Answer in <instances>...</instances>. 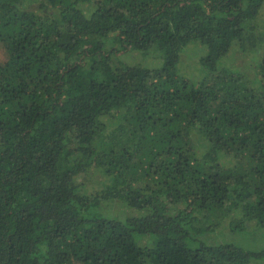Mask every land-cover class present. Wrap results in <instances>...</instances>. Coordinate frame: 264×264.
I'll return each mask as SVG.
<instances>
[{
    "label": "trees",
    "instance_id": "1",
    "mask_svg": "<svg viewBox=\"0 0 264 264\" xmlns=\"http://www.w3.org/2000/svg\"><path fill=\"white\" fill-rule=\"evenodd\" d=\"M262 12L0 0V264H264ZM89 164L94 193L74 179ZM226 217L246 242L203 239Z\"/></svg>",
    "mask_w": 264,
    "mask_h": 264
},
{
    "label": "rangeland",
    "instance_id": "2",
    "mask_svg": "<svg viewBox=\"0 0 264 264\" xmlns=\"http://www.w3.org/2000/svg\"><path fill=\"white\" fill-rule=\"evenodd\" d=\"M40 1V0H38ZM262 17H260V19H264V14L263 12L261 13ZM257 26H259L260 28H262V25H260V23L257 24ZM109 44V43H107ZM116 45L115 47H118L117 44H113ZM237 46H234V56L232 57V60L234 62H236L237 58H243V62L241 61V63H250V59L248 58H244V52H238L236 49ZM187 50H195L194 46H189V48ZM198 51V49L196 50ZM199 55V51L197 52ZM196 54V53H195ZM117 55H119V58L121 60H123L124 62L127 63H137V62H141L145 65H150L151 63L154 62H159V57L157 55L152 56V55H148L146 54L145 56H143L139 51L136 50H129L128 52H121L120 48L117 49ZM5 46L3 43H0V59L5 57ZM182 57L185 58V55H182ZM192 150L194 151L195 156H201L202 152L204 151L205 145L200 141L199 138L195 137L192 140ZM75 182L76 183H80L81 185L84 186V188L86 189V191L89 192H96V191H100L103 187V183L108 182V180L105 179V176H103L102 172L100 169L95 168L93 164H89L87 166H83L82 170H80V172L78 174L75 175L74 177ZM236 215V214H235ZM231 219H233L232 217H226L225 219L222 220V222L215 226V230L212 232H206L202 237L205 241H207L208 243H222L224 241H234L236 243V240H238L240 243L246 242L247 239H245L243 237L242 234H240L239 231H235L233 232L230 229L231 226ZM246 228L247 229H251L252 226V222H246L245 223ZM253 229V228H252ZM251 229V230H252ZM249 230V231H251ZM259 233H263L264 234V227H261L258 231L257 234ZM256 234V237H257ZM239 235V239L237 238ZM251 246L254 248H263L264 247V238L261 239H256V240H252L251 241Z\"/></svg>",
    "mask_w": 264,
    "mask_h": 264
}]
</instances>
